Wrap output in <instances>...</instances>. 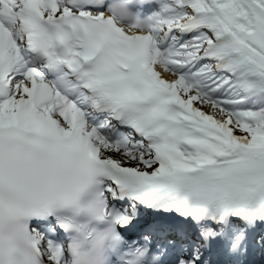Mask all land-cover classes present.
I'll return each instance as SVG.
<instances>
[{"label": "snow or ice", "instance_id": "6c2138e0", "mask_svg": "<svg viewBox=\"0 0 264 264\" xmlns=\"http://www.w3.org/2000/svg\"><path fill=\"white\" fill-rule=\"evenodd\" d=\"M0 264H264V0H0Z\"/></svg>", "mask_w": 264, "mask_h": 264}]
</instances>
